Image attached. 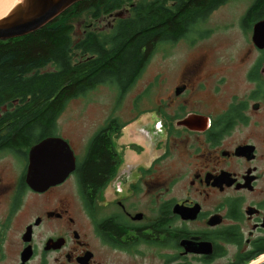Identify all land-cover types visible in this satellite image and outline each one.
<instances>
[{"label": "flooded vegetation", "instance_id": "flooded-vegetation-1", "mask_svg": "<svg viewBox=\"0 0 264 264\" xmlns=\"http://www.w3.org/2000/svg\"><path fill=\"white\" fill-rule=\"evenodd\" d=\"M255 2L224 24L225 39L204 42L213 29L203 24L221 4L164 41L199 35L184 42L176 75L164 71V101L148 119L97 126L95 134H110L117 165L96 193L74 181L76 160L59 183L27 182L29 151L44 138L60 137L74 152L58 133L65 108L42 126L30 94L0 95V264H247L264 253V46L252 40L264 9ZM130 7L87 16L72 42L104 32L105 18L112 27ZM32 106L36 116H21ZM128 126L140 138L134 162L116 146ZM155 136L160 152L145 162Z\"/></svg>", "mask_w": 264, "mask_h": 264}, {"label": "trees", "instance_id": "trees-1", "mask_svg": "<svg viewBox=\"0 0 264 264\" xmlns=\"http://www.w3.org/2000/svg\"><path fill=\"white\" fill-rule=\"evenodd\" d=\"M227 0H81L40 29L13 39L0 40V95L9 99L30 94L38 102L42 126L59 116L67 101L98 83L130 87L147 64L154 47L174 40L188 23ZM257 2V3H256ZM264 9V0H256ZM129 4V5H128ZM131 6L130 15L115 19L109 32H90L72 42V20L86 14L101 16ZM112 23V21H110ZM43 73H36L38 71ZM35 74L28 75V72ZM21 116L33 117L35 108ZM43 129V127H42ZM110 134L97 132L89 141L76 169L82 194L96 193L117 157ZM251 257L246 258L248 260Z\"/></svg>", "mask_w": 264, "mask_h": 264}, {"label": "rangeland", "instance_id": "rangeland-1", "mask_svg": "<svg viewBox=\"0 0 264 264\" xmlns=\"http://www.w3.org/2000/svg\"><path fill=\"white\" fill-rule=\"evenodd\" d=\"M246 4L247 0L224 2L217 11L205 20L203 26L210 27L213 31L211 35L204 39V42L209 43L213 38L225 39L226 36H229L232 30L227 29L225 31L224 24L236 22L238 14ZM84 18H87L86 14L75 16L72 20L74 25L73 41L81 35L83 29L81 23H88V20ZM110 21H112L110 18L103 20L102 25L105 28V33L109 32L107 26ZM77 25L78 29H76ZM194 37H199V35L184 38L185 41L177 40L173 44L169 42L158 43L137 79L123 92L119 84L106 81L96 84L84 94L77 95L67 103L58 118V133L60 131L61 134L71 140L74 145L76 163L82 161L86 147L99 124L113 117H117L119 121L131 120L132 117H138L139 114L142 119L149 118L148 111L154 110L160 102L164 101V71L171 70L168 74L171 78L176 75V62L183 54L188 52L184 42L187 43V40L189 41ZM154 114L158 116L157 113ZM156 138L157 136L153 137V140L145 144L143 153L145 162H148L160 152V139L155 140ZM139 140L140 138L134 131H129V126L119 136L116 146L118 149L122 148L126 161L131 159L132 162L135 161L136 156L132 157V145L138 143ZM73 177L77 183L75 175ZM263 257L264 253L247 264H252Z\"/></svg>", "mask_w": 264, "mask_h": 264}, {"label": "water", "instance_id": "water-1", "mask_svg": "<svg viewBox=\"0 0 264 264\" xmlns=\"http://www.w3.org/2000/svg\"><path fill=\"white\" fill-rule=\"evenodd\" d=\"M81 0H16L0 18V40L30 34L52 22L64 10ZM252 40L264 46V17L255 23ZM75 168V155L60 137H47L32 146L28 154L27 182L38 189L63 181ZM255 264H264V258Z\"/></svg>", "mask_w": 264, "mask_h": 264}, {"label": "bare ground", "instance_id": "bare-ground-1", "mask_svg": "<svg viewBox=\"0 0 264 264\" xmlns=\"http://www.w3.org/2000/svg\"><path fill=\"white\" fill-rule=\"evenodd\" d=\"M16 0H0V18L4 16ZM264 258V257H263ZM262 259V258H261ZM259 261V260H258ZM256 261V262H258ZM256 262L252 263L255 264Z\"/></svg>", "mask_w": 264, "mask_h": 264}]
</instances>
